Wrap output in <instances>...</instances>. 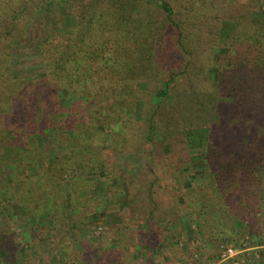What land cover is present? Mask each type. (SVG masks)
I'll list each match as a JSON object with an SVG mask.
<instances>
[{
  "label": "trees",
  "instance_id": "trees-1",
  "mask_svg": "<svg viewBox=\"0 0 264 264\" xmlns=\"http://www.w3.org/2000/svg\"><path fill=\"white\" fill-rule=\"evenodd\" d=\"M45 5L67 11L51 34L29 40ZM26 38L44 71L29 81L12 70ZM179 82L187 95H169ZM133 144L147 167L140 178L123 158ZM159 160L175 188L195 194L202 232L238 226L264 246V0H0V198L28 206L23 228L53 242L54 222L100 221L112 210L90 215L91 194L104 191L109 206L124 176L128 198L146 195L152 209L139 219L147 222ZM4 227L0 244L10 241Z\"/></svg>",
  "mask_w": 264,
  "mask_h": 264
},
{
  "label": "rangeland",
  "instance_id": "rangeland-1",
  "mask_svg": "<svg viewBox=\"0 0 264 264\" xmlns=\"http://www.w3.org/2000/svg\"><path fill=\"white\" fill-rule=\"evenodd\" d=\"M45 6V11L35 15L36 22L29 28V40H38L51 34L56 29L54 23L61 20L67 11L62 6H53L54 8H49V5ZM228 27L227 24L223 26L224 32ZM28 39L26 38L14 47L13 55L16 60L12 70L21 79L29 81L30 78L43 75L44 71L38 51L33 43H29ZM215 72L214 69L210 70L212 78H215ZM182 85L183 83L179 82L173 89L174 92L171 91L169 95H187ZM140 88L145 90L146 85L141 84ZM212 99L210 102H213ZM171 102H173L171 97L163 99L162 103L167 108L165 112H169L168 107ZM185 109L188 111V107ZM140 114L141 107L138 106L136 108L138 119H140ZM183 116L191 118L188 113H184ZM192 123L196 122L193 120ZM140 125L142 124L140 123ZM40 145L47 146V142L41 141ZM136 147L133 144L131 150L126 152L127 156L123 154L125 155L123 158H128L130 169L140 178L143 173H146L147 167H140ZM192 153L196 155L201 153V150L196 149ZM164 164L163 160H159L153 168L159 176L157 184L161 189L155 188L157 192L153 197L157 211L153 212L152 218L147 222L140 220L139 216L149 212L152 207L148 201L144 200L146 196L144 192H139V186H135L136 193L140 194L139 197L128 198L126 196L123 192V187L127 183L124 176L114 188L115 191L121 193L119 196H112L108 199L111 201L109 206L106 203L105 197L107 196L104 191H98L97 195L91 194L92 201H88L90 215L98 212L97 216L99 217L102 210L109 207L112 211H106L107 217L100 221L96 217L97 222L92 223L86 215H82L83 222L78 226L68 227L69 229L65 227L66 221L59 224L54 222L48 227L49 229L47 228L53 235V242L50 241L51 236L48 237L46 234L40 236V234L32 231L30 233L26 228H23L20 218L28 206L25 209H16L7 205L0 198V209H3L4 215L8 217L7 221L0 222V229L5 226L4 230L10 239L8 244H0L2 260L4 262L11 260L13 264H46L47 262V264H264V246H255L254 237L248 236L238 226L234 228V234L230 232L225 236L219 235L214 228L208 230V225L202 232L196 224L199 221L196 220L195 215L197 201H191L195 194L191 196L186 193L184 196L185 191H183L182 185L179 189L175 188L179 182L175 181V176ZM148 178L151 179V177ZM148 178L143 179L148 180ZM67 188L68 186H66ZM165 190L169 193H166ZM13 192H17L16 187ZM82 203V200L79 201L77 206H83ZM172 205L179 206L178 213L181 218L177 221H175V215L171 210ZM79 210V212H84V210ZM144 218H146L145 215ZM213 223L215 224V222ZM65 239L70 242L64 244ZM226 248L232 249L234 255L224 257ZM61 251L76 258L75 263L72 260L68 262L60 260L58 252ZM23 252L24 254H22Z\"/></svg>",
  "mask_w": 264,
  "mask_h": 264
},
{
  "label": "built area",
  "instance_id": "built-area-1",
  "mask_svg": "<svg viewBox=\"0 0 264 264\" xmlns=\"http://www.w3.org/2000/svg\"><path fill=\"white\" fill-rule=\"evenodd\" d=\"M233 255H234V252L232 249H230V248L224 249V257H231Z\"/></svg>",
  "mask_w": 264,
  "mask_h": 264
}]
</instances>
